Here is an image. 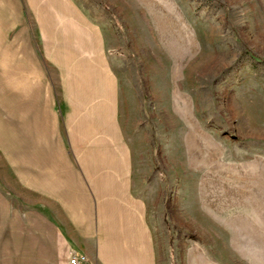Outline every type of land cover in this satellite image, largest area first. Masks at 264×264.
Wrapping results in <instances>:
<instances>
[{
	"label": "rangeland",
	"instance_id": "obj_1",
	"mask_svg": "<svg viewBox=\"0 0 264 264\" xmlns=\"http://www.w3.org/2000/svg\"><path fill=\"white\" fill-rule=\"evenodd\" d=\"M77 94L113 100L155 264H264V0H0V155Z\"/></svg>",
	"mask_w": 264,
	"mask_h": 264
},
{
	"label": "crops",
	"instance_id": "obj_2",
	"mask_svg": "<svg viewBox=\"0 0 264 264\" xmlns=\"http://www.w3.org/2000/svg\"><path fill=\"white\" fill-rule=\"evenodd\" d=\"M74 96L87 108L74 125V109L61 123L50 110L0 155V264H155L146 208L126 201L129 159L109 143L113 100ZM95 127L108 139L87 146Z\"/></svg>",
	"mask_w": 264,
	"mask_h": 264
},
{
	"label": "built area",
	"instance_id": "obj_3",
	"mask_svg": "<svg viewBox=\"0 0 264 264\" xmlns=\"http://www.w3.org/2000/svg\"><path fill=\"white\" fill-rule=\"evenodd\" d=\"M85 262V257H73L70 259L69 264H84Z\"/></svg>",
	"mask_w": 264,
	"mask_h": 264
}]
</instances>
